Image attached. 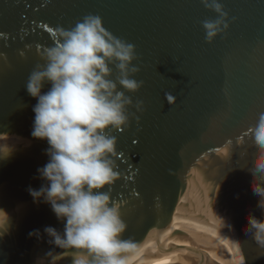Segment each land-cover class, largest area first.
Returning a JSON list of instances; mask_svg holds the SVG:
<instances>
[{
    "label": "water",
    "instance_id": "1",
    "mask_svg": "<svg viewBox=\"0 0 264 264\" xmlns=\"http://www.w3.org/2000/svg\"><path fill=\"white\" fill-rule=\"evenodd\" d=\"M219 2L229 28L208 43L202 23L217 15L201 0H0V264H37L52 250L44 228L63 232L28 192L44 183L48 144L31 135L37 101L26 84L58 30L88 15L134 45L132 78L143 82L125 92L128 126L108 133L120 177L110 201L127 226L121 238L134 243L127 264H264L245 233L249 215L264 220L252 191L264 177L250 170L264 122V0ZM37 229L39 241L29 237ZM90 260L68 251L58 264Z\"/></svg>",
    "mask_w": 264,
    "mask_h": 264
},
{
    "label": "clouds",
    "instance_id": "2",
    "mask_svg": "<svg viewBox=\"0 0 264 264\" xmlns=\"http://www.w3.org/2000/svg\"><path fill=\"white\" fill-rule=\"evenodd\" d=\"M201 3L217 15L202 23L206 41L212 43L228 30L227 13L219 0ZM57 35L60 43L43 53L44 63L36 65L26 84L37 101L31 135L48 144V161L37 169L44 183L28 192L34 203L50 205L64 224L63 232L44 228L52 250L37 264H58L68 251L86 253L91 257L87 264H127L122 253L134 243L121 238L127 226L119 206L110 201L108 190L120 177L113 159L117 140L108 133L128 126L132 100L125 92L136 93L143 86L132 78L139 72L133 66L135 47L108 33L101 18L93 15L71 29L60 28ZM110 64L119 71L115 81ZM45 85H50L46 92ZM135 107L142 111L143 103ZM254 140L259 154L250 170L264 177V122ZM7 155L0 149V157ZM252 191L260 197L257 206L264 209V183L254 181ZM247 219L245 233L251 229L255 243L264 248V220L251 215ZM29 237L43 238L39 229Z\"/></svg>",
    "mask_w": 264,
    "mask_h": 264
}]
</instances>
